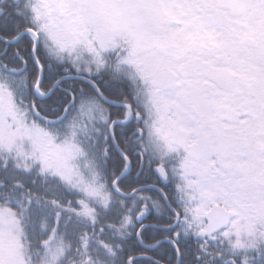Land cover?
Wrapping results in <instances>:
<instances>
[{
	"label": "snow or ice",
	"instance_id": "1",
	"mask_svg": "<svg viewBox=\"0 0 264 264\" xmlns=\"http://www.w3.org/2000/svg\"><path fill=\"white\" fill-rule=\"evenodd\" d=\"M0 264H264V0H0Z\"/></svg>",
	"mask_w": 264,
	"mask_h": 264
}]
</instances>
